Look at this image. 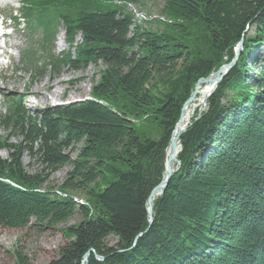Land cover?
I'll return each instance as SVG.
<instances>
[{"label":"trees","instance_id":"1","mask_svg":"<svg viewBox=\"0 0 264 264\" xmlns=\"http://www.w3.org/2000/svg\"><path fill=\"white\" fill-rule=\"evenodd\" d=\"M125 1L160 4L156 29L113 0L28 1L65 29L69 49L51 66H92L98 78L89 99L29 112L13 98L0 116V227L28 236L80 215L59 229L67 242L46 264H81L86 252V264H264V59L256 53L264 0ZM240 41L205 110L180 134V165L148 225L146 200L162 180L182 105ZM64 167V180L50 184ZM12 254L14 264H30L21 250Z\"/></svg>","mask_w":264,"mask_h":264},{"label":"rangeland","instance_id":"2","mask_svg":"<svg viewBox=\"0 0 264 264\" xmlns=\"http://www.w3.org/2000/svg\"><path fill=\"white\" fill-rule=\"evenodd\" d=\"M131 9H133L131 11L135 14V18L138 21H142L140 25L143 23L144 27L156 29L154 19L156 17H161L159 14L160 4H153L147 1L145 7L134 5ZM196 33L195 31V34ZM18 39L19 37L16 35L15 40ZM76 40L78 42L81 41L79 35L76 37ZM58 45V52L67 49V44L64 43L63 31L59 33ZM26 46L27 41L23 40L22 47ZM236 47L237 45L234 50ZM256 53H261L264 59V46H259ZM11 58L12 64L10 67L6 70H2L0 74V116L4 112L6 95H20L24 107L29 112H37L63 103L88 98L91 95L92 84L98 78L96 69L92 66L84 72H74L64 68L61 73L57 75L50 74L42 77L33 76L29 70L18 71L15 69L19 54L15 53ZM2 78L3 80H1ZM54 90L56 93H54ZM207 97L203 103H200L198 100L193 102V111L188 124L192 119H197L201 112L205 110ZM0 136H6V132H4L1 124ZM16 141H18V139L9 137L10 143L15 144ZM0 156L6 158L7 151H0ZM20 158L26 171L34 172L36 170V164H34L24 151L20 152ZM68 170V167H64L52 174L50 177V184L59 185L64 180ZM78 198L81 199L82 197L79 196ZM80 219V215H76L67 224L58 225L55 230H50L41 234L31 232L28 236L24 234V230H11L0 227V264H14L15 260L12 253L15 249L21 250L29 259L30 264L48 263L50 260L57 257L59 247L67 242L59 229L71 223H77ZM112 243L113 239L111 240V244Z\"/></svg>","mask_w":264,"mask_h":264},{"label":"water","instance_id":"3","mask_svg":"<svg viewBox=\"0 0 264 264\" xmlns=\"http://www.w3.org/2000/svg\"><path fill=\"white\" fill-rule=\"evenodd\" d=\"M242 51V41H240L238 44H237V47L235 49V55H234V58L221 65L217 70L215 71H212L207 77L205 78H209L210 76L214 75L216 77V81H215V85L214 87L212 88V90L209 92L208 95H210V93L213 91V89L216 87V85L220 82V80L222 79V77L226 74V72L234 65L236 59L238 58V56L240 55ZM205 78H201L199 79L196 84H195V87H194V90L192 91L191 95L188 97V99L184 102V104L182 105V108H181V112H180V116H181V113H182V110L183 108L191 101V99L193 98L195 92H196V87L197 85L200 83V82H203L204 80H207ZM84 99H88V98H84ZM84 99H81V100H76L74 102H78V101H82ZM180 116L178 118V121L176 122L174 128L172 129L171 131V135H170V138H169V143H168V147L166 148V158H165V162H164V173H163V177H162V180L160 181V183H158L155 187L152 188V190L150 191V194L146 200V209H147V214H148V225H151L152 221H153V211H152V206H153V200L158 196V195H161L169 181V179L171 178V176L173 175V173L177 170L178 166L180 165V161L178 160L176 154L178 151L176 152V143H178V146H180L179 144V136L181 134V132L177 135V138L173 139L172 138V134L174 132V130L176 129L177 127V124L180 120ZM196 120V119H195ZM184 130V129H183ZM174 161L176 163L175 167H172L171 165V162ZM156 195V197L154 198L153 196ZM78 203H83V201L81 200H77ZM141 234H138L134 241H133V245L135 244L137 238L140 236ZM93 253H94V250L92 249L91 250ZM95 257L98 259V260H102L103 257L102 256H99L97 255L96 253H94ZM89 257V252H86L82 258V261H81V264H86L87 263V259Z\"/></svg>","mask_w":264,"mask_h":264},{"label":"bare ground","instance_id":"4","mask_svg":"<svg viewBox=\"0 0 264 264\" xmlns=\"http://www.w3.org/2000/svg\"><path fill=\"white\" fill-rule=\"evenodd\" d=\"M134 6V4L128 3L127 4V9L129 11L133 10L131 9V7ZM132 12V11H131ZM133 13V12H132ZM134 15V21L137 24H140L142 21H138L135 18V14ZM141 17V16H140ZM143 20V19H142ZM1 64V63H0ZM207 79V78H205ZM215 81H216V77L214 75L210 76L207 80H204L203 82H200L197 87H196V92L193 96V98L191 99V101L183 108L181 116H180V120L177 124L176 129L174 130L173 134H172V138L175 139L177 138V135L183 131V129L186 127V125L188 124L190 117L192 115V104L195 100H198L200 103H203V101L206 99V97L208 96L209 92L212 90V88L215 85ZM54 93H56V91L54 90ZM179 146L178 143H176V152L178 151ZM172 167H175L176 163L174 161L171 162ZM58 194H60L59 192H57ZM154 198L156 197V195L153 196Z\"/></svg>","mask_w":264,"mask_h":264}]
</instances>
